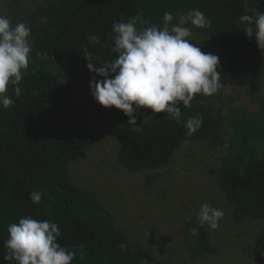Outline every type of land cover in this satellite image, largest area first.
Segmentation results:
<instances>
[{"label":"trees","instance_id":"16d2710c","mask_svg":"<svg viewBox=\"0 0 264 264\" xmlns=\"http://www.w3.org/2000/svg\"><path fill=\"white\" fill-rule=\"evenodd\" d=\"M0 2L10 10L0 15L13 26L28 24L32 44L29 66L19 84L22 95L17 97L15 85L9 84L5 95L14 105H0V264H10L3 259L8 225L25 216L58 225V242L77 253L71 264H167L146 248L134 247L97 194L78 185L88 174L94 176L98 167L94 161L87 164L95 138L89 127H79L80 113L96 127L117 133L114 166L144 175L147 186L158 181L159 171L169 166L183 142L206 144L223 155L221 166L211 175L233 209L232 222L264 223V107L253 100L260 90L264 61L254 38H247L239 25L241 15H252L249 10L264 12V0H44L31 7L21 0ZM191 9L211 21L209 28L185 25L195 33L193 43L204 49L210 44L217 47L222 86L247 88L246 102L226 114L223 92L196 94L190 107L178 102L182 113L178 122L165 113L140 108L132 126L121 110L104 108L81 85L88 72L85 49L97 59L92 61L95 67L118 56L112 39L114 22L133 21L138 30L150 24L162 27L165 12H171V24H177ZM91 35H97L100 43L91 44ZM80 86L84 98L90 94V114L80 104L72 105ZM229 115L232 120L226 119ZM195 116L202 117V125L189 136L185 122ZM73 164L86 169L74 175ZM33 191L41 194L39 203L32 202ZM183 240L190 264L217 253L211 234L201 225L185 224ZM240 251L252 264H264V231Z\"/></svg>","mask_w":264,"mask_h":264},{"label":"clouds","instance_id":"9594fccd","mask_svg":"<svg viewBox=\"0 0 264 264\" xmlns=\"http://www.w3.org/2000/svg\"><path fill=\"white\" fill-rule=\"evenodd\" d=\"M173 20V14L165 12L162 27L150 24L139 30L133 21L114 22L112 39L118 56L105 60L99 67L93 65L92 61L97 59L85 49L86 68L102 78L89 82L90 94L104 108L121 110L129 118L128 125H136L134 113L140 108L165 113L178 122L182 115L178 102L190 107L196 94L212 96L223 92L221 74L217 71L222 58L219 63L218 56L202 52L198 44L189 39H194V31L185 26L190 23L196 28H209L211 21L198 9L189 10L177 24H171ZM239 25L247 38H254L258 48L264 47V12L255 16L241 15ZM30 36L31 28L26 22L13 26L7 16L0 15V105L4 108L14 105L13 99L5 95L9 84L15 85L13 92L17 97L22 95L19 84L22 71L30 62ZM88 40L93 45L100 43L97 35L89 36ZM224 87H229L230 91L235 89ZM223 93L231 98L228 109L241 104L232 105L236 93ZM243 94L249 97L250 92ZM201 125L202 117H188L185 122L187 135L191 136ZM133 130L141 131L139 127ZM29 195L33 203L41 201L38 191ZM224 215L222 209L206 202L201 204L197 220L201 226L207 224L210 230H215ZM7 231L4 241L7 252L3 259L10 264H71L77 255L58 242L61 231L52 221L25 216L18 223L9 224Z\"/></svg>","mask_w":264,"mask_h":264},{"label":"rangeland","instance_id":"374dc122","mask_svg":"<svg viewBox=\"0 0 264 264\" xmlns=\"http://www.w3.org/2000/svg\"><path fill=\"white\" fill-rule=\"evenodd\" d=\"M23 5L30 6L44 2V0H21ZM247 2V0H245ZM9 12L6 4L0 2V13ZM253 16L256 10H249ZM208 42L207 37H204ZM204 38L199 40L204 41ZM192 43V37L189 38ZM197 44V43H193ZM199 46V45H198ZM216 47V45L214 44ZM200 47V46H199ZM204 53L218 56L210 44L208 49L200 47ZM264 61V47H260ZM219 63H220V56ZM264 63V62H263ZM93 78V79H91ZM102 79L89 71L81 80L85 90H89V82ZM260 90L253 99L257 105L264 107V75L259 83ZM78 88H76L77 90ZM226 94L236 93L234 104L247 101L242 99L243 93L249 92L247 88L229 90L221 88ZM84 90H77L72 105L76 103L83 107L86 114H90V94ZM246 96V95H245ZM231 98L227 97L222 102L224 113H228V104ZM231 115L226 116L232 120ZM79 127H89L92 130L94 147L88 155L87 164L93 161L98 164L94 169L96 174L87 177L78 185L84 189L92 190L97 194L98 200L114 215L115 224L122 228L130 238L132 245L142 246L153 253L157 261L167 264H190L189 251L183 241V226L186 223L200 225L197 215L203 203L222 209L225 213L219 222V227L210 230L207 224L203 225L211 234V244L217 250L214 256L201 257L192 264H252L241 249L255 241L256 237L264 231V223L250 222L236 225L232 222L233 209L228 206L220 188L215 185L211 170L221 166L223 155L198 141H185L168 167L159 171L160 177L155 184L149 183L142 174H131L128 171L114 166L115 154L118 151L117 133L96 127L95 123L80 113ZM80 129V130H81ZM86 167L73 164L71 172ZM85 171V170H82ZM85 175V172H84ZM76 183V180L73 181ZM237 234L240 237L237 238Z\"/></svg>","mask_w":264,"mask_h":264}]
</instances>
